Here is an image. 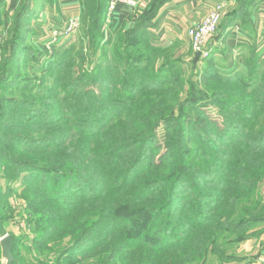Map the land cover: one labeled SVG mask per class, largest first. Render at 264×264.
I'll use <instances>...</instances> for the list:
<instances>
[{
	"label": "trees",
	"instance_id": "16d2710c",
	"mask_svg": "<svg viewBox=\"0 0 264 264\" xmlns=\"http://www.w3.org/2000/svg\"><path fill=\"white\" fill-rule=\"evenodd\" d=\"M6 1L0 0V8ZM31 1L23 0L14 9L10 39L0 47L4 52L0 60V236L5 234L4 225L12 217L9 198L16 192L15 181L23 186L25 209L32 215L30 223L36 232L29 240L28 253L19 249L24 241L12 236L15 259L11 264H44L36 257L50 253L51 245L64 238L71 240L56 253L54 263L70 262L84 243L95 241L96 228L116 221L124 225V248L129 251L140 248L137 244L144 241L151 246L152 254L168 248L178 250L180 255L192 248L194 254L205 255L211 248L221 262L235 258L227 255L226 248L257 236L258 232L251 230L264 223L263 196L256 192L264 184V69L252 64L246 75L222 71L209 53L199 61L193 58L189 62L192 70L186 81L176 70L179 59L170 47L149 40L142 20L125 35L121 53L116 56L120 61L114 65L118 78L113 79L112 72L97 73L112 71V61L94 66L93 59L99 52L98 38L103 36L108 0H80L87 12L85 39L90 44V54L68 55L72 42L62 50V61L55 57L51 62L54 69H63L61 78H65L59 84L64 88L63 96L49 103L40 98L38 104L11 97L8 86L17 80V88L27 87L28 92L35 89L33 82L17 73L24 66L20 60L31 59L26 57L30 50L26 38L32 34L29 22L38 12L37 7L31 8ZM226 28L219 20L214 35L220 38ZM103 43L110 46L111 40ZM142 43L149 50L144 55ZM135 49L138 54L133 57ZM85 57L95 75L99 74L92 84L94 89L99 88L102 78L104 88L118 83L113 98L105 95L107 101L114 102L115 113H95L93 109L100 110V96L92 95L91 89L89 93L79 90L82 85L88 86L83 74ZM67 65L73 67L64 69ZM187 84L189 88L185 90ZM15 106L23 109L15 110ZM43 106L55 109L45 110ZM208 107L221 117L220 123L210 117ZM128 117L130 124L115 131L113 126ZM161 128L174 143L163 150L154 144ZM194 137L218 157L215 162L219 176L208 173L207 169L215 166L193 149ZM220 137L231 140L228 152L215 148L216 142L222 143ZM196 172H200L199 180H220L216 184L220 194L204 196L197 192L198 199L206 198L219 207L213 208L217 212L212 216L190 217L189 228H203L191 243L193 233L180 238L172 228L174 219L184 214L178 191ZM77 195L82 197L81 204L76 202ZM197 205L205 208L199 201ZM221 206L226 210L224 215L220 214ZM97 209L102 215L93 221L94 215L99 216ZM225 230L230 238L235 237L229 241L227 236L220 244ZM171 261L167 259V264H176ZM188 261L183 260L184 264ZM156 262L153 256L146 263Z\"/></svg>",
	"mask_w": 264,
	"mask_h": 264
},
{
	"label": "rangeland",
	"instance_id": "374dc122",
	"mask_svg": "<svg viewBox=\"0 0 264 264\" xmlns=\"http://www.w3.org/2000/svg\"><path fill=\"white\" fill-rule=\"evenodd\" d=\"M63 1L66 0H32L30 2L31 8L37 7V15L29 22V28H31V35H29L26 40L27 43L30 47L29 53L26 54L27 59L31 58L30 60H27L24 62V58L20 60L21 63H23L24 66L22 68H19L17 70V73H19V76L22 79H27L29 80V83L33 82L35 86V89L31 88L32 92H28V88L26 87L25 89L21 90L17 88L18 86V80L15 82H12L8 86V90H10L8 96L15 97L18 99H28L29 101L33 100L38 104V101L40 98L48 100V103L51 101H59V98L63 96V91L64 88L63 86H59L62 76V71L63 69H54L52 66V61L55 57H58L56 61H62L63 53L62 50L66 48L70 43L73 42L72 44V49L68 52V55H82L86 56L90 54V44H88V40L85 39V34L87 32V12L86 10H83L82 15L80 16V25L79 28L75 31L74 33V40L71 42H68L69 36H59L57 37L56 40H54L53 36L54 33H62L65 29V25L68 21L62 20L58 22L59 20L55 19V17H51V14L43 16L42 21H39L38 16L40 15L41 11L43 8H46V10L49 12V9L55 10L59 9L61 7L59 3H62ZM23 0H7L3 6L0 8V47L1 45L4 44L5 41L10 39V28L12 27V18L15 13L14 9L18 6L21 5ZM59 15L62 14L61 11H59ZM111 20L108 21V23H105L104 28L102 30V35L101 38L99 37L98 43H99V52L96 55L94 62V66L97 65L100 62H103L105 60H111L112 61V71H97V73H103L106 74L105 72H112L110 74L113 79H117L118 74L114 70V65L118 64L119 59H117L118 52L121 53L120 46L122 45V42L125 39V35L130 32L134 27L136 26L137 21L134 23V26H115L113 25L110 26ZM102 40V41H101ZM107 40H111V45L107 46L103 42H107ZM68 42V43H67ZM67 43V44H66ZM66 44V45H65ZM141 49H142V54H146L149 50L147 47H145V43H142ZM208 46V45H207ZM170 51L173 52L175 55V58L179 59L178 65H177V72L179 71L181 75L185 78L187 81L189 74L191 72V67H189V62L195 58L196 53H194L192 46H169ZM166 47V48H169ZM208 49V47H207ZM209 52V49H208ZM2 50H0V60L1 57H3ZM138 51L137 49L132 50L131 55L135 57L137 56ZM85 65L87 66L86 69H84V75H85V81H88V86L86 88L85 85H82L79 90L84 91V93H89L91 89L92 95L100 96V110H94L95 113H103V111H110L111 113H115L117 108L114 107V102L107 101V98H105V95L111 96V98L114 97L116 90L118 88V83H113L111 88H104V81L102 79H99L100 81V86L97 89H94L93 87V82L97 81L98 77L95 75L94 70H92V65L87 61L85 57ZM52 62V63H51ZM55 63V62H54ZM51 64V65H50ZM73 67L72 65H67L64 67ZM98 67V66H97ZM201 67V66H200ZM76 69V68H75ZM199 69V68H198ZM122 72V68L120 70ZM146 76H149V73H147ZM107 79V78H104ZM85 84V83H83ZM30 86V85H29ZM32 86V84H31ZM89 87V88H88ZM189 88V85L187 84L185 86V90ZM87 89V90H86ZM42 90L46 91V93L40 94L39 91ZM34 91V92H33ZM183 97L182 99H184ZM157 101V99H155ZM111 104V105H109ZM112 106V107H111ZM15 110H20L23 109L21 107H13ZM45 110H54L55 107H46L43 106ZM210 117H212L213 120H215L216 123L221 122V117L216 116L214 112H212V108L208 107L207 108ZM28 110L26 111V114H28ZM212 114V115H211ZM131 118L128 117L127 121L122 118L119 123L113 126L115 131L117 130H124V126L130 124ZM10 123V122H9ZM18 123H21L20 121ZM17 123V124H18ZM127 123V124H126ZM136 125V123H132ZM26 132V131H24ZM38 135V134H37ZM211 138V137H210ZM208 140H211L208 138ZM207 141V140H206ZM220 142H216L215 148L217 150H220L221 152L229 151L230 147L227 145L231 143L230 139H225L224 137L221 140L220 137ZM198 141L196 140V137L192 138V146L193 149H197L196 153L197 154H202L204 155V158L209 161L213 169L209 167L207 169L208 173H217L215 176H219L220 170L217 169L216 165V160H218L217 156L213 152L207 151V148L204 146L200 145L197 143ZM211 142V141H210ZM154 144H156L158 147H160L161 150L165 149V147L170 146L173 143V140L169 139L168 134L166 131L161 128L158 131L157 137L154 141ZM201 152V153H199ZM158 153V152H157ZM156 153V154H157ZM191 163L194 165H200L197 164L195 160H190ZM200 161V160H199ZM195 166V167H196ZM215 168V170H214ZM214 171V172H213ZM203 175V174H202ZM200 172H196L189 176L190 182L186 183L184 182L179 191L178 194L180 195V201L182 202V208L184 211L183 216H179L178 219H174L175 225L173 226L172 229H174V233L179 236L180 238H187L190 234L191 236L194 234V238L191 241V243H194V240L196 239V236H200L199 233H203V228L201 226H188V222L190 220V217L192 215L196 217L198 214L202 216H212L211 214H215L217 212V209L213 211V208L219 207V205H213L208 201V199H198L197 197V192L198 193H203L204 196L209 195L212 196V193H216L219 195V191L216 189V186L220 184V180H217L216 178L214 179H205V180H199ZM14 188H16V192L13 193V195L9 198L10 203H11V211H12V217H10V221L7 222V224L4 225V230L5 234L3 236H0V241L3 239L5 236H15L17 240H21L24 242H21L19 245V249L22 252H27L31 248V245L29 243V240H31L36 232L34 231V226L30 223V220L32 219V215H30L26 211V202L25 199L23 198L24 193H23V186L19 181H15ZM217 184V185H216ZM5 186V184H3ZM218 187V186H217ZM232 192H238L239 195L243 194L242 191L240 190H232ZM256 192L261 193L263 196L262 201L264 202V184L262 186H258L256 188ZM250 194H253L252 191H250ZM87 196V195H86ZM114 196V195H112ZM88 197H93V196H88ZM94 198V197H93ZM113 198L117 199V196H114ZM82 197L81 195L76 196V202L78 204H81ZM201 202L204 203L205 208H200V206L197 205V203ZM91 202V201H90ZM88 202V204H91ZM206 203V204H205ZM87 204V205H88ZM79 206V205H78ZM211 207V210H210ZM181 210V209H180ZM209 210V211H208ZM221 210L220 214H223L226 212V210H223V206L220 207L219 211ZM99 216H93L91 220L93 221H98L101 218L100 211L97 209ZM212 211V212H211ZM95 213V212H94ZM179 213V212H178ZM222 215V216H223ZM197 219V218H195ZM177 222H183V223H177ZM201 225V224H200ZM263 224H259L258 227H260ZM108 227V229H106ZM105 228L98 227L95 229V234H93V237L95 241H90L89 243H84L80 247L79 253H76L72 255L70 262H65L63 264H130L133 261H136L140 264H145L150 258L153 256L157 258V264H167V259H172V263L175 262L176 264H184L183 260H189L187 264H227L229 261L227 259L223 260L222 262L218 260L216 255L212 254L211 248L208 250V252L203 255V254H194L192 252V248L190 251H184L180 252L179 254L178 250L173 249L169 250L167 249H161L159 252L152 254L150 251L151 246L149 243L140 241L137 246L140 248L134 250V251H129L130 248H124L125 246V240H124V225L117 223H113L110 226H107ZM135 228H139L137 225L134 226ZM257 227V228H258ZM253 229L251 232H257L258 229ZM190 229V230H189ZM109 230V231H108ZM116 231V232H114ZM191 232V233H190ZM259 232V231H258ZM190 233V234H189ZM193 233V234H192ZM229 232L225 230V235L220 237L219 243L224 244L225 239H233L235 236H228ZM199 234V235H198ZM92 236V234H91ZM189 236V237H191ZM228 236V237H227ZM227 237V238H226ZM160 239V238H158ZM190 239V238H189ZM71 238H64L63 240L56 242L54 245H51V252L46 253L42 257H36V259H40L42 263L44 264H55L54 259L55 255L62 247H64ZM190 243V244H191ZM161 247V246H159ZM236 247V248H235ZM238 246L234 247H229L227 249V255L229 256H234ZM225 249V250H226ZM236 249V250H235ZM223 251V250H222ZM0 262L2 264H8L7 260L2 256V250L0 248ZM13 254V252H12ZM184 255V256H183ZM129 256V257H128ZM183 256V258H182ZM196 256V257H195ZM132 257V261L129 260ZM185 258V259H184ZM196 258V259H195ZM15 257L13 256V261ZM148 259V260H146ZM195 259V260H194ZM170 262V263H171ZM147 264V263H146Z\"/></svg>",
	"mask_w": 264,
	"mask_h": 264
},
{
	"label": "crops",
	"instance_id": "0c3cea01",
	"mask_svg": "<svg viewBox=\"0 0 264 264\" xmlns=\"http://www.w3.org/2000/svg\"><path fill=\"white\" fill-rule=\"evenodd\" d=\"M137 1L139 6L134 10L117 5L110 16L107 14L105 23L111 20L109 25L112 27L134 26L136 21L145 20V32L151 42L162 47L190 46L188 29L202 21L220 3L223 6L220 22H224L227 28L223 36L213 35L207 43L217 68L243 75L252 64L264 69V0ZM59 4L58 10L49 9L48 12L43 8L37 19L42 21L43 16L51 14L60 22L82 15L80 0H66ZM240 9L242 11L237 12ZM73 38L74 34L70 35L68 42ZM257 229L258 235L242 241L235 249V258L228 260L227 264H264V225Z\"/></svg>",
	"mask_w": 264,
	"mask_h": 264
},
{
	"label": "built area",
	"instance_id": "2783aa9c",
	"mask_svg": "<svg viewBox=\"0 0 264 264\" xmlns=\"http://www.w3.org/2000/svg\"><path fill=\"white\" fill-rule=\"evenodd\" d=\"M151 1V0H147ZM117 5H123L124 7L134 10L139 6V2L137 0H109L108 2V16H110ZM223 6L219 3L216 5L213 11H211L206 17L202 19L196 25L190 27L188 29V38L194 53H199L200 58H205L209 55L207 49V43L209 42V38L213 36L219 26L220 14ZM80 20L79 17H71L68 19L65 29L62 33H54V40L60 36H70L75 33V31L79 28ZM59 34V35H58Z\"/></svg>",
	"mask_w": 264,
	"mask_h": 264
},
{
	"label": "water",
	"instance_id": "95a60500",
	"mask_svg": "<svg viewBox=\"0 0 264 264\" xmlns=\"http://www.w3.org/2000/svg\"><path fill=\"white\" fill-rule=\"evenodd\" d=\"M200 60V54L197 53L195 55V61ZM13 239L11 236H5L3 239L0 241V248L2 250V256L7 260L8 264H11L13 262Z\"/></svg>",
	"mask_w": 264,
	"mask_h": 264
}]
</instances>
